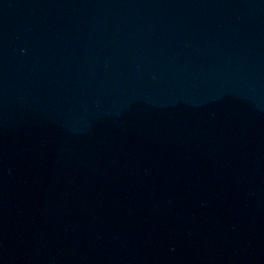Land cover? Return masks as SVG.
I'll return each instance as SVG.
<instances>
[{
  "label": "water",
  "instance_id": "water-1",
  "mask_svg": "<svg viewBox=\"0 0 264 264\" xmlns=\"http://www.w3.org/2000/svg\"><path fill=\"white\" fill-rule=\"evenodd\" d=\"M0 264H264V0H0Z\"/></svg>",
  "mask_w": 264,
  "mask_h": 264
}]
</instances>
